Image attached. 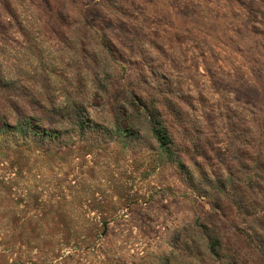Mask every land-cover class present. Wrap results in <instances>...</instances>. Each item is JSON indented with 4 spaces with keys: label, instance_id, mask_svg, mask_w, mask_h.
<instances>
[{
    "label": "rangeland",
    "instance_id": "obj_1",
    "mask_svg": "<svg viewBox=\"0 0 264 264\" xmlns=\"http://www.w3.org/2000/svg\"><path fill=\"white\" fill-rule=\"evenodd\" d=\"M0 264H264V0H0Z\"/></svg>",
    "mask_w": 264,
    "mask_h": 264
},
{
    "label": "trees",
    "instance_id": "obj_2",
    "mask_svg": "<svg viewBox=\"0 0 264 264\" xmlns=\"http://www.w3.org/2000/svg\"><path fill=\"white\" fill-rule=\"evenodd\" d=\"M153 132L155 133L156 137L159 139L160 144L165 146L166 145L165 140L167 139V137L165 136L163 130L161 128L153 126Z\"/></svg>",
    "mask_w": 264,
    "mask_h": 264
}]
</instances>
